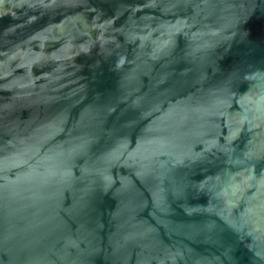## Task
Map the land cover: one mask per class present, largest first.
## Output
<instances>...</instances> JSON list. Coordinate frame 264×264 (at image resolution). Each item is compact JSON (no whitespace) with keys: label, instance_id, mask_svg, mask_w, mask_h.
Returning <instances> with one entry per match:
<instances>
[{"label":"water","instance_id":"1","mask_svg":"<svg viewBox=\"0 0 264 264\" xmlns=\"http://www.w3.org/2000/svg\"><path fill=\"white\" fill-rule=\"evenodd\" d=\"M0 264H264V0H0Z\"/></svg>","mask_w":264,"mask_h":264}]
</instances>
